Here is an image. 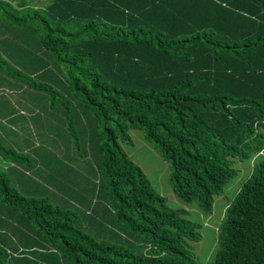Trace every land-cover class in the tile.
<instances>
[{
    "label": "trees",
    "instance_id": "16d2710c",
    "mask_svg": "<svg viewBox=\"0 0 264 264\" xmlns=\"http://www.w3.org/2000/svg\"><path fill=\"white\" fill-rule=\"evenodd\" d=\"M38 1L0 0V53L27 59L13 74L63 106L69 127L87 125L76 110L91 115L96 177L68 191L78 204L25 198L10 175L41 169L0 143L17 164L0 170V224L19 245H0V264H202L200 225L123 148L133 131L168 164L175 198L206 216L255 160L213 264H264V0Z\"/></svg>",
    "mask_w": 264,
    "mask_h": 264
},
{
    "label": "rangeland",
    "instance_id": "374dc122",
    "mask_svg": "<svg viewBox=\"0 0 264 264\" xmlns=\"http://www.w3.org/2000/svg\"><path fill=\"white\" fill-rule=\"evenodd\" d=\"M41 1L44 0H39L38 3ZM24 60L27 61L24 57H11L7 60L0 53V143L3 147L27 155L30 164L38 166L41 170L36 173L38 176H28V180L14 173L9 177L11 185L25 198L38 197L42 191L39 196L50 197L51 200L59 201V204H78L81 202L80 198L73 194L68 198V191H88L96 177V137L93 136L96 127L91 125L94 121L91 115L78 108L74 113L75 117L80 118L84 124L86 121L87 125L81 127L76 122H71L70 130L63 106L52 105L50 95L27 89L13 74L14 69H25ZM49 107L52 108L51 111L45 113L43 108ZM9 114L14 116L12 122L7 119ZM130 137L131 142L123 144V148L145 172L152 188L167 198L168 205L175 209L184 208L189 219L200 225L202 238L193 245L192 251L200 263L213 264L217 251L218 229L222 224L225 209L249 175L255 160L238 165L241 168L235 165L239 170L237 177L229 183L224 194L216 198L213 213L206 216L200 213L195 204L184 205L175 198L168 164L146 142L143 134L133 131ZM15 165L17 164L0 155L1 171L11 173L8 170ZM44 165L46 166L41 167ZM33 182L40 185L36 190L32 187ZM0 239V245L5 249L19 247L12 236V225L9 222L0 224ZM56 264H61V260L58 259Z\"/></svg>",
    "mask_w": 264,
    "mask_h": 264
}]
</instances>
